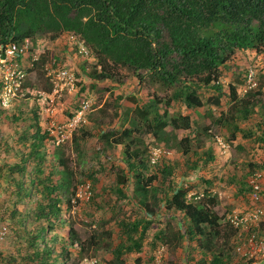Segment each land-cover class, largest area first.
Returning <instances> with one entry per match:
<instances>
[{
    "label": "rangeland",
    "instance_id": "1",
    "mask_svg": "<svg viewBox=\"0 0 264 264\" xmlns=\"http://www.w3.org/2000/svg\"><path fill=\"white\" fill-rule=\"evenodd\" d=\"M77 40L70 39L68 34L53 41L47 35L36 36L19 61L23 78L7 107L0 109V164L17 161L21 145L14 133L12 116L21 112L27 118L25 127L35 116L40 133L46 134V164L53 165L56 171L64 167L68 173L66 191L62 192L68 202L60 207V217L51 231L44 234L43 242L38 240L36 245L44 244L52 256L60 255L61 264H205L209 252L198 249L195 241L184 235L186 223L181 215L161 207L164 195L183 188L187 191L186 200L193 204L214 200L212 210L218 217L219 235L213 251L220 252L225 263L235 264L233 234L226 227L225 216L247 206L244 181L253 171L264 168V54L237 51L225 67L218 69V82L225 93L231 85L238 99L256 101L248 106L247 119L236 117L228 98L222 97L218 105H213L206 99L213 98L215 93L200 90L201 108L185 109L172 102L166 108L167 121L176 116L188 117V130H175L168 125L159 141L143 131L131 133L130 137L136 140L132 149L142 153L147 162L144 177L155 172V162L169 164L172 172L170 183L151 184L155 192L153 198L147 199V205L155 216L150 218L139 252L116 259L112 250L123 242L118 222L140 220L144 212L133 196L128 174L123 197L112 191L117 170L126 172L124 155L122 146H108L100 136L130 128V121L138 120L135 109L151 98L159 102L161 112L169 91L147 78L137 81L126 69L114 70L111 78L94 80L91 86L88 76L98 66L85 46L84 55L76 54ZM58 70L66 72L67 78L59 80ZM249 70L252 79L247 83ZM220 114L222 118L217 123ZM233 126L238 131L232 140L229 135ZM82 133L86 136L80 141ZM184 137L189 140L186 155L181 154L177 144ZM206 153L210 160L204 158ZM151 158H155L153 163ZM58 159L62 167L57 164ZM29 168L27 165V171ZM91 172L98 180L94 186L88 177ZM11 188L6 183L0 187V225L7 230L0 241V264H20V258L29 249L27 234L43 226L32 213L40 196L31 193L17 199L10 193ZM261 191L264 203V183ZM68 230L73 236L67 235ZM159 231L163 233L162 240L155 238ZM9 259L13 261L6 262Z\"/></svg>",
    "mask_w": 264,
    "mask_h": 264
},
{
    "label": "trees",
    "instance_id": "2",
    "mask_svg": "<svg viewBox=\"0 0 264 264\" xmlns=\"http://www.w3.org/2000/svg\"><path fill=\"white\" fill-rule=\"evenodd\" d=\"M62 34L78 37L94 56L98 70L88 76L91 86L94 80L111 78L114 70L126 69L137 81L147 78L169 91L161 112L159 102L151 98L135 109L138 120H131L130 128L100 136L108 146H122L124 155L126 172L117 170L112 191L123 197L129 176L133 196L144 212L140 220L118 222L123 242L112 250L118 259L139 252L150 218L155 216L147 205V199L153 198L155 192L151 184L170 183L172 172L169 164L155 162L152 164L155 172L144 177L147 162L142 153L132 149L136 140L130 137L131 133L143 131L159 141L168 125L175 130H188V117L176 116L167 121L166 108L171 102L185 109L201 108L200 90L215 93L213 98L206 99L213 105H218L222 97L228 98L236 117L247 119L248 106L256 101L238 99L231 85L225 93L218 82V69L225 67L237 51L264 54V0H0V47L25 39L33 42L38 35H47L53 41ZM20 114L12 116V121L21 151L17 152L16 162L0 164V187L4 183L11 185L10 193L17 199L38 194L40 200L34 204L32 213L34 220L43 224L27 234V247L32 250L26 249L20 264H61L60 255L52 256L51 250L44 244L37 246L36 242H43L44 234L51 231L60 217V207L68 202L62 194L66 191L68 173L64 167L56 171L53 165L46 164L45 132L40 133L35 116L25 127L26 116ZM221 118L222 114L216 122ZM237 131L233 126L229 135L232 140ZM81 136L80 141L86 134ZM188 143L187 137L178 140L181 154L188 153ZM204 158L210 160V154L206 153ZM57 164L62 167L59 159ZM94 174L88 175L92 186L98 181ZM244 188L246 192L245 183ZM186 194L183 188L173 189L160 200L161 207L181 215L186 223L184 235L194 240L198 249L209 252L205 264H227L220 252L213 251L219 235L218 217L212 210L214 200L193 204L186 200ZM14 214L13 211L11 217ZM226 227L229 233H234ZM67 235L73 236L72 231L68 230ZM155 238L164 239L163 233L159 231Z\"/></svg>",
    "mask_w": 264,
    "mask_h": 264
},
{
    "label": "built area",
    "instance_id": "3",
    "mask_svg": "<svg viewBox=\"0 0 264 264\" xmlns=\"http://www.w3.org/2000/svg\"><path fill=\"white\" fill-rule=\"evenodd\" d=\"M69 38L74 39L76 36L69 35ZM74 46L77 55L85 54L82 41L78 39ZM30 47L31 41L27 39L0 47V109L7 107L13 96V90L23 78L19 61ZM56 73L59 80L67 78L63 70H58ZM251 79L252 72L249 70L247 83H250ZM154 161L155 158H151V163ZM244 183L247 188V206L225 216V224L234 232L232 254L235 264H264V203L261 194L264 168L250 173ZM6 231V226L0 225V241L5 237Z\"/></svg>",
    "mask_w": 264,
    "mask_h": 264
},
{
    "label": "clouds",
    "instance_id": "4",
    "mask_svg": "<svg viewBox=\"0 0 264 264\" xmlns=\"http://www.w3.org/2000/svg\"><path fill=\"white\" fill-rule=\"evenodd\" d=\"M74 36V35H73ZM78 38V37H77ZM81 41V40H80ZM83 43V42H82ZM77 54V53H76Z\"/></svg>",
    "mask_w": 264,
    "mask_h": 264
}]
</instances>
